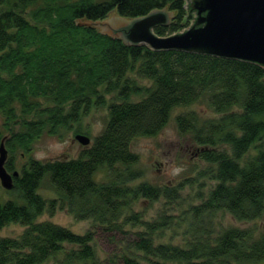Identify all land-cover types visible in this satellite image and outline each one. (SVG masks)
<instances>
[{
    "label": "trees",
    "instance_id": "trees-1",
    "mask_svg": "<svg viewBox=\"0 0 264 264\" xmlns=\"http://www.w3.org/2000/svg\"><path fill=\"white\" fill-rule=\"evenodd\" d=\"M184 5V0H0V141L5 137L7 151L29 153L44 134L63 140L80 131L75 127L93 107L107 108L104 128L77 157H30L13 177L11 190L19 201H0V229L10 223L23 229L16 237L0 236V264H105L96 257L93 229L76 233L38 220L58 208L108 231L139 227L126 252L107 264H264V67L155 51L77 24L111 12L133 18L167 7L174 18L154 29L167 35L187 25ZM201 102L215 116L190 110L174 121L196 146V156L209 164L202 175L216 183L179 215L162 211L145 219L134 210L137 202L174 203L184 183L136 182L143 172L131 142L156 135L173 108ZM5 168L14 171L11 158ZM99 170L104 180L95 179ZM44 181L55 197L39 192ZM223 212L240 222H261L215 233V219ZM173 225L186 226L183 234L190 239L155 242L156 234Z\"/></svg>",
    "mask_w": 264,
    "mask_h": 264
},
{
    "label": "rangeland",
    "instance_id": "rangeland-1",
    "mask_svg": "<svg viewBox=\"0 0 264 264\" xmlns=\"http://www.w3.org/2000/svg\"><path fill=\"white\" fill-rule=\"evenodd\" d=\"M169 11L167 7H164ZM174 13V12H173ZM116 13L111 12L109 19ZM187 15V14H186ZM186 17V16H185ZM184 28L188 27L189 21ZM131 74V73H129ZM195 110L202 117L215 116L213 111L208 108L204 102L194 103L189 106H178L173 108L166 125L154 136L136 137L131 142V149L138 155L136 167L142 170L143 174L136 181H148L152 184L164 186H175L184 183L179 190V198L174 203H166L164 199H159L149 205L146 201H139L135 204L134 210L143 214L145 219H153L162 211L169 214L179 215L182 210L188 208L191 204L200 202V196H206L209 190L216 183L209 176L202 175V172L209 166L205 161L200 160L195 152V145L187 136L179 134L174 117L181 112ZM107 120L106 107H93L87 115H84L75 129L72 130L63 140L50 135H42L32 146L29 153H23L17 150L14 154L8 152L7 159L11 158L14 163V170L20 171L22 165L27 160L35 158L38 160H47L50 158H75L80 151L88 146L79 144L74 139L76 133H83L90 137L91 142L94 136L99 134L105 126ZM2 117L0 115V130ZM15 129V127H14ZM3 134L8 135L3 131ZM104 170H99L95 174L96 180H104ZM135 182V183H136ZM39 192L47 199L56 196V193L48 187L47 181L42 183ZM16 200L15 191L7 190L0 184V201ZM38 220H50L56 224L70 228L76 233H84L88 229L94 230L93 245L96 250V257L107 264L118 258L128 249V241L134 238L133 231L139 229L138 226H126V233L119 231H108L103 227L94 224L90 219L76 220L74 216L66 209H56L52 214L43 212ZM215 233L227 226H251L261 221L244 223L237 221L229 213H220L217 216ZM261 224V223H260ZM186 226L177 228L175 225L165 229L163 232L155 235V242L182 243L184 239L189 238L190 234L184 235ZM23 227L18 223H10L0 229V236L16 237L22 231ZM190 239V238H189Z\"/></svg>",
    "mask_w": 264,
    "mask_h": 264
},
{
    "label": "water",
    "instance_id": "water-1",
    "mask_svg": "<svg viewBox=\"0 0 264 264\" xmlns=\"http://www.w3.org/2000/svg\"><path fill=\"white\" fill-rule=\"evenodd\" d=\"M188 27L167 35L155 32L174 18L165 8L152 9L144 15L127 18L112 15L101 20H79L78 25L94 26L111 38H121L129 45H145L151 50H178L221 58L249 61L264 67V0H184ZM0 141V184L7 190L14 186L19 172L7 171L8 151ZM74 139L88 146L90 137L76 133Z\"/></svg>",
    "mask_w": 264,
    "mask_h": 264
}]
</instances>
